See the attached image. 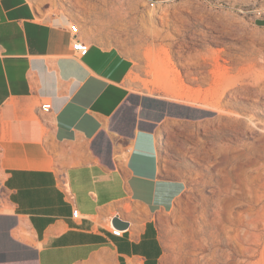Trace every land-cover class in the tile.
<instances>
[{
	"label": "crops",
	"instance_id": "1",
	"mask_svg": "<svg viewBox=\"0 0 264 264\" xmlns=\"http://www.w3.org/2000/svg\"><path fill=\"white\" fill-rule=\"evenodd\" d=\"M71 5L0 0V264H161L160 221L188 182L164 169L159 133L215 110L133 88L102 4Z\"/></svg>",
	"mask_w": 264,
	"mask_h": 264
},
{
	"label": "rangeland",
	"instance_id": "2",
	"mask_svg": "<svg viewBox=\"0 0 264 264\" xmlns=\"http://www.w3.org/2000/svg\"><path fill=\"white\" fill-rule=\"evenodd\" d=\"M51 1L102 4L133 88L215 110L159 133L164 169L188 182L160 221L161 264H264V0Z\"/></svg>",
	"mask_w": 264,
	"mask_h": 264
},
{
	"label": "built area",
	"instance_id": "3",
	"mask_svg": "<svg viewBox=\"0 0 264 264\" xmlns=\"http://www.w3.org/2000/svg\"><path fill=\"white\" fill-rule=\"evenodd\" d=\"M70 32L71 36L73 38V49L77 51L81 55H85L89 51V45L80 38V33H81V25L79 21H72L70 22ZM52 102L47 100L44 101L41 106L40 110L43 114L50 113L52 111ZM80 213L79 210L76 208L73 210V217L77 218L79 217ZM124 232V229L120 228H114L113 233L115 235H122Z\"/></svg>",
	"mask_w": 264,
	"mask_h": 264
},
{
	"label": "water",
	"instance_id": "4",
	"mask_svg": "<svg viewBox=\"0 0 264 264\" xmlns=\"http://www.w3.org/2000/svg\"><path fill=\"white\" fill-rule=\"evenodd\" d=\"M113 223H114V225L119 226V227H123V228L128 227V225H129L128 221L122 220L119 216H115L113 218Z\"/></svg>",
	"mask_w": 264,
	"mask_h": 264
},
{
	"label": "bare ground",
	"instance_id": "5",
	"mask_svg": "<svg viewBox=\"0 0 264 264\" xmlns=\"http://www.w3.org/2000/svg\"><path fill=\"white\" fill-rule=\"evenodd\" d=\"M215 55H216V54H215V52H214V53H212V54L210 53L209 55L206 54V55H201V56H202V57H209V58H210V57H214ZM167 56H168V59L170 60V56H169V54H168ZM215 58H216V57H215ZM162 67L165 69V67H164V63L162 64ZM164 71H165V70H164ZM161 72H162V71L159 72V76H160V77L163 75V73H161ZM171 87H172V86H171ZM170 89H171V88H170ZM173 89L176 90L175 87H173ZM208 107H210V106H208ZM212 107H213V108H218L219 106L212 105ZM219 108H220V107H219Z\"/></svg>",
	"mask_w": 264,
	"mask_h": 264
},
{
	"label": "trees",
	"instance_id": "6",
	"mask_svg": "<svg viewBox=\"0 0 264 264\" xmlns=\"http://www.w3.org/2000/svg\"><path fill=\"white\" fill-rule=\"evenodd\" d=\"M259 21V23H264V20H258Z\"/></svg>",
	"mask_w": 264,
	"mask_h": 264
}]
</instances>
